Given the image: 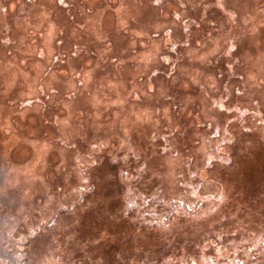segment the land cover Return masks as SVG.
I'll list each match as a JSON object with an SVG mask.
<instances>
[{"label":"rangeland","instance_id":"374dc122","mask_svg":"<svg viewBox=\"0 0 264 264\" xmlns=\"http://www.w3.org/2000/svg\"><path fill=\"white\" fill-rule=\"evenodd\" d=\"M103 263L264 264V0H0V264Z\"/></svg>","mask_w":264,"mask_h":264},{"label":"trees","instance_id":"16d2710c","mask_svg":"<svg viewBox=\"0 0 264 264\" xmlns=\"http://www.w3.org/2000/svg\"><path fill=\"white\" fill-rule=\"evenodd\" d=\"M170 213L171 212H165V216L167 217V218H170L171 217V215H170ZM154 216V215H153ZM98 222H96V224H97ZM67 228H68V225H66L63 229H65L64 231H66L67 230ZM95 238V237H94ZM94 238H92V236L90 237V238H88V235H87V239H89V241H94ZM107 246V245H106ZM85 249H87V248H85ZM115 253H116V250H115ZM112 254H114V251L113 252H111L109 255H111L112 256ZM115 255V254H114ZM114 255L112 256V257H114ZM104 264V263H103Z\"/></svg>","mask_w":264,"mask_h":264}]
</instances>
